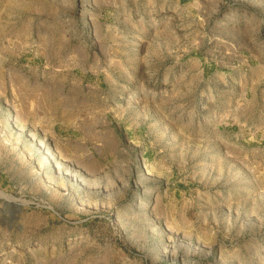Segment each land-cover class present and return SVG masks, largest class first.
Here are the masks:
<instances>
[{
  "label": "rangeland",
  "instance_id": "374dc122",
  "mask_svg": "<svg viewBox=\"0 0 264 264\" xmlns=\"http://www.w3.org/2000/svg\"><path fill=\"white\" fill-rule=\"evenodd\" d=\"M0 264H264V0H0Z\"/></svg>",
  "mask_w": 264,
  "mask_h": 264
}]
</instances>
